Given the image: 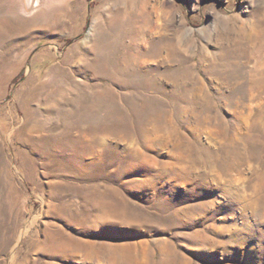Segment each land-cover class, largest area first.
<instances>
[{
  "label": "rangeland",
  "instance_id": "1",
  "mask_svg": "<svg viewBox=\"0 0 264 264\" xmlns=\"http://www.w3.org/2000/svg\"><path fill=\"white\" fill-rule=\"evenodd\" d=\"M159 3L0 0V264H264V0Z\"/></svg>",
  "mask_w": 264,
  "mask_h": 264
},
{
  "label": "clouds",
  "instance_id": "2",
  "mask_svg": "<svg viewBox=\"0 0 264 264\" xmlns=\"http://www.w3.org/2000/svg\"><path fill=\"white\" fill-rule=\"evenodd\" d=\"M158 15L161 18L158 23H163L169 21L173 16L181 17V23H184L183 15L181 10L175 6L174 0L170 6H164V0H160V3L157 5ZM214 17V23L211 26H202L203 30H206L208 35L211 36L215 33L218 26H223L225 30L232 23V18L230 15L225 14L223 12L217 11L212 13ZM201 30L200 34L204 35V31ZM193 29L191 27H186L183 31L179 33L177 39L184 38L185 34H191Z\"/></svg>",
  "mask_w": 264,
  "mask_h": 264
}]
</instances>
